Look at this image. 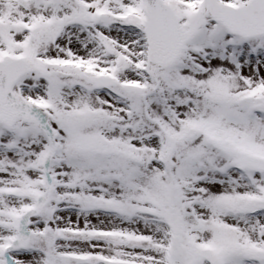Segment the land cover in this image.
I'll return each instance as SVG.
<instances>
[{"label": "snow or ice", "instance_id": "snow-or-ice-1", "mask_svg": "<svg viewBox=\"0 0 264 264\" xmlns=\"http://www.w3.org/2000/svg\"><path fill=\"white\" fill-rule=\"evenodd\" d=\"M0 264H264V0H0Z\"/></svg>", "mask_w": 264, "mask_h": 264}]
</instances>
